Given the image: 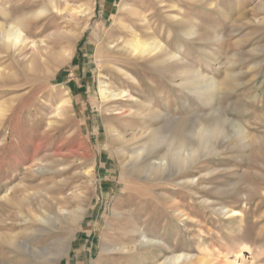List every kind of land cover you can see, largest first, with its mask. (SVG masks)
<instances>
[{"label":"rangeland","instance_id":"rangeland-1","mask_svg":"<svg viewBox=\"0 0 264 264\" xmlns=\"http://www.w3.org/2000/svg\"><path fill=\"white\" fill-rule=\"evenodd\" d=\"M3 1L10 21L51 8L48 0H24V7ZM211 1L217 7L205 0H71V6L92 5L91 18L76 20L70 12L55 10L31 18L36 39L66 30V37L50 40L49 48L56 53L69 49L71 56L61 64L38 56L31 71L16 56L0 58L9 76L5 87L0 86V101L14 98L24 105L20 116L10 109L0 130V138L8 126L13 132L0 146V264H154L181 253L190 255L181 264H264V0ZM127 2L152 15L155 32L169 39L171 47L181 46L213 80L199 98L173 83L161 62L130 60L142 81L134 94L151 100L169 119L117 117L98 99L100 78L124 82L107 64V58L122 59L123 53L105 51L101 65L96 55L110 36L122 34L118 20L129 18L121 7ZM172 4L183 8V20L176 18L180 11ZM0 20L9 18L0 13ZM193 22L199 33L219 32V40L183 37L180 32ZM68 93L75 107L72 117L46 135L43 128L34 133L32 115L46 119L43 100H58ZM173 119L186 131L195 123L215 122L225 130L226 135L214 139L217 152L185 170L195 179L192 184L179 183L181 175L170 169L147 178L123 165L118 132L129 136L135 127L141 132L169 129ZM237 126L243 128L244 139ZM165 151L166 146H160L145 162L157 161ZM36 154V163L44 167L40 173L25 172L21 166L14 177L8 174L16 158L28 157L30 165ZM84 166L96 168L93 180L79 173ZM8 186L13 187L12 202L2 198ZM77 209L83 210L78 221L64 217V212ZM46 215L55 217L53 224L39 219ZM137 229L157 242L122 250ZM201 256L204 263L198 261Z\"/></svg>","mask_w":264,"mask_h":264},{"label":"bare ground","instance_id":"bare-ground-1","mask_svg":"<svg viewBox=\"0 0 264 264\" xmlns=\"http://www.w3.org/2000/svg\"><path fill=\"white\" fill-rule=\"evenodd\" d=\"M9 1L15 3L19 2L18 7H24L27 4L24 0ZM70 1L71 0H48L51 8L45 6L34 13H25L10 21V17H8L9 7L7 2L0 0V13L2 17L6 19L9 18V21L0 20V58L6 59L10 55L16 56L22 60L30 71L33 70L37 64L36 61L38 56L45 58V60L54 59L58 61L59 64L65 62L66 56H71L69 49L65 48L62 50V53H56L49 48V41L60 37H66L68 34L66 30L52 31L44 35V37L36 39L31 35L34 28H36V24H30V20L32 17L39 19L50 10H55L61 13L66 11L70 12V18L76 20L79 18L89 20L91 18L94 9L92 5H88L90 1L88 4L77 6H71ZM205 2L214 8L217 7L211 0H205ZM121 7L129 14V18L126 21L122 18L118 20L122 34L120 33L117 36H110L109 39L106 40L107 42L103 45V48L99 50L96 59L101 65L104 62V58L107 56H104L105 51H107V54H109V52L123 53L125 57L122 59L117 58L116 56H112L111 60L110 58H107V64L110 63L116 69V75L121 76L124 79V82L123 84L116 83L108 76L100 78L98 99L101 102L100 104H102V108H105L110 112H116L117 117H138L141 121L149 117L153 120L168 118L165 114L166 112H164L163 109L156 108L151 100H142L141 97L134 94L136 87L142 86V81L136 76V71L134 72V69L131 67L132 64L130 63V60L161 62L164 66L163 73H165L173 83L178 84L179 88L183 89V91H188L192 95H197L198 97L205 95L212 86L213 80L208 77L201 68L191 62L189 57L183 52L181 46L177 49L171 47L169 39L164 40L155 32L153 16L135 2L123 3L121 4ZM172 7H175L180 11L179 14H181V16L177 14L176 18L179 17L178 20H181L183 8L178 4H172ZM197 29V23L193 22L187 27V29L184 28V31L180 30V34L191 41H197L199 39H204L205 37L218 41L220 38V33L217 31L199 33ZM146 32H149L152 35L148 37L146 36ZM169 37L170 36H168V38ZM66 40H69V38ZM208 58H210V56H208ZM173 66H176V68L177 66H180L181 69L173 70ZM6 73L5 65L0 64L1 87H5L4 83L6 76L9 77ZM51 90H53V88ZM31 93L32 91L27 95H30ZM15 102L16 100L14 98L0 101V130L5 126L6 116L9 111L12 110V115L18 116L23 113L24 105L21 102H16V104H14ZM73 108H75L74 102L69 93L58 100H50L48 102H44L43 100L42 109L45 111L44 116L46 119L44 120V118L41 119L38 117H36V119L32 115L33 120L31 130H33L34 133H37L43 128L42 133L46 135L58 123L65 122L72 117ZM172 122L174 123V126H171V128L169 127V129H146L141 132L139 127H135L129 136H126L127 134H124L123 132H118L117 138L118 141H120L119 144L121 143L122 145L121 150H123L124 156L122 162L123 165L129 167L131 171L137 172L141 174V176L147 178L152 176L155 178L170 169L175 174L181 175L179 183L189 185L192 184L195 179L187 176L185 170L189 169L200 159L216 153L217 148L215 147L214 139L223 133L226 135L225 130L220 122H215L214 124L195 123L193 127L187 131L180 129L181 126L178 124L179 120L173 119ZM113 130L115 131V129ZM10 131L12 132V127L8 126L5 135L0 138V146L4 145L8 140L7 133ZM237 133L242 139H244L242 136L245 134L243 128L237 126ZM20 134L22 133L20 132ZM146 137L147 139L142 141ZM225 137L227 138V136ZM21 140V137H18L17 144H19ZM126 144L132 147L131 151L126 150ZM162 145L166 146V151L160 157H157V161L151 163L149 161L145 162L146 159ZM37 147L36 152H38L42 146L39 145ZM20 149L18 148V151ZM34 158L35 159H33V162L30 165V158H16L15 161L13 160L14 164H11V166L9 165V168L7 169L8 174L14 177V173L19 171L21 166H23L25 172L31 170L36 174L40 173L44 167L42 164L36 163L38 160L37 154ZM79 173L87 179L91 178L93 180L96 176V168H94V166H84ZM24 176H27V174L24 173ZM12 190L13 187L8 186L6 192L2 196L5 201H13L14 198L11 195ZM75 196L76 195L72 194V197ZM223 210L225 212L229 211L227 206H224ZM82 211V209H77L72 212H64L63 214L64 217L69 218L70 222L73 223L81 218ZM179 212L182 216L184 215L182 210H179ZM39 219L46 224L51 225L54 223L55 217H48V215H46L40 216ZM133 234L131 242L125 241L121 245L122 250H129L130 248H136L138 246H151L157 242L156 237H150L148 233L140 229L134 230ZM130 243H133V245L130 246ZM113 248H116V246H113ZM46 253L48 252L43 250V254ZM188 260H190V255L187 253H181L168 257L160 263L156 261L154 264H181ZM198 261L204 263L206 259L201 256Z\"/></svg>","mask_w":264,"mask_h":264}]
</instances>
